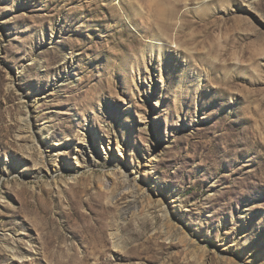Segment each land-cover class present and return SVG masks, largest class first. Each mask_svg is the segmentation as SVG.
<instances>
[{
    "label": "rangeland",
    "instance_id": "obj_1",
    "mask_svg": "<svg viewBox=\"0 0 264 264\" xmlns=\"http://www.w3.org/2000/svg\"><path fill=\"white\" fill-rule=\"evenodd\" d=\"M0 264H264V0H0Z\"/></svg>",
    "mask_w": 264,
    "mask_h": 264
},
{
    "label": "bare ground",
    "instance_id": "obj_2",
    "mask_svg": "<svg viewBox=\"0 0 264 264\" xmlns=\"http://www.w3.org/2000/svg\"><path fill=\"white\" fill-rule=\"evenodd\" d=\"M158 34H159V33H158ZM158 36H159V37H158ZM158 36H156V39H158V41H160V42H161V40L165 41V39H164L163 37H161L160 34H159ZM156 39H155V40H156ZM153 44H155V43H153ZM153 44H152V45H153ZM158 45H159V44H158ZM163 45H164V44H163ZM155 47H157V46H155ZM161 47H162V46H161ZM163 47H164V46H163ZM152 48H153V47H152ZM158 48H159V46H158ZM26 124H27V123H26ZM77 148H78V150H77V152H78L77 155H78V156H81V155L83 154L84 147H83V146H80V147H77ZM89 148H90V147H89ZM88 151H89V149H88ZM143 172H144V171H143ZM145 172H146V171H145ZM130 182H131V181H130ZM135 183H136V181H135ZM135 183H134V184H135ZM135 185H136V184H135Z\"/></svg>",
    "mask_w": 264,
    "mask_h": 264
}]
</instances>
